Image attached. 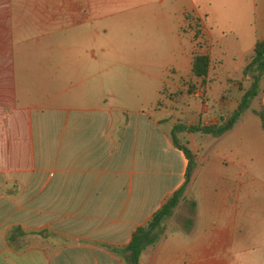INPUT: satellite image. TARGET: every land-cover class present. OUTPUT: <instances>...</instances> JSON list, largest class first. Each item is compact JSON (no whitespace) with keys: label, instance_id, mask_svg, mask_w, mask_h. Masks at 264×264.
I'll use <instances>...</instances> for the list:
<instances>
[{"label":"crops","instance_id":"crops-1","mask_svg":"<svg viewBox=\"0 0 264 264\" xmlns=\"http://www.w3.org/2000/svg\"><path fill=\"white\" fill-rule=\"evenodd\" d=\"M263 39L264 0H0V264H127L184 180L173 135L196 166L138 264H264V77L214 142L172 133L235 108Z\"/></svg>","mask_w":264,"mask_h":264},{"label":"trees","instance_id":"trees-1","mask_svg":"<svg viewBox=\"0 0 264 264\" xmlns=\"http://www.w3.org/2000/svg\"><path fill=\"white\" fill-rule=\"evenodd\" d=\"M191 20L194 25L195 38L200 34V24L197 19L193 18ZM262 57H264V39L255 42L251 49L250 61L248 63V66H251L249 88L243 91L235 108L224 119H220L217 123H196L190 124L187 127L183 125H175L172 133L175 130L186 129L189 132H199L202 134H208L213 138H218L231 129L234 123L249 108L251 101L259 91L260 81L264 77V59L259 61ZM255 62L257 63L254 64ZM208 68L209 59L206 54L194 53L192 55L190 64V72L192 76L203 80L207 74ZM250 111L258 115L262 124H264V112L261 107L250 109ZM172 143L182 151L186 159L184 180L182 184L160 205V207L150 215L146 223L142 226L136 227L132 232L129 242L123 248L127 253V264H138V255L140 251L146 245L153 244L159 238L162 232V222L171 215L173 208L181 197L185 185L189 181L196 166L191 152L185 146L180 145L174 135L172 136Z\"/></svg>","mask_w":264,"mask_h":264},{"label":"rangeland","instance_id":"rangeland-1","mask_svg":"<svg viewBox=\"0 0 264 264\" xmlns=\"http://www.w3.org/2000/svg\"><path fill=\"white\" fill-rule=\"evenodd\" d=\"M127 16H128V13L127 12H120L119 14H115V16H113V17H107L106 18V20H109V21H111V20H115V21H121L122 19H125V18H127ZM184 28H187V27H184ZM109 37L111 36L110 34L108 35ZM126 46H127V44H125ZM194 52H195V49H194ZM196 53V52H195ZM229 53V52H228ZM122 61H129V58H128V55L126 54V56H125V58L124 59H122ZM223 64L225 65V67H227V68H229V67H232L234 64H236V65H238V63L240 62V60L239 59H232L231 58V56H230V54H227L224 58H223ZM236 73V72H235ZM222 80L224 81V79L222 78ZM162 93V92H161ZM213 94V93H212ZM213 96H215V94H213ZM186 97V95H184L183 96V98H185ZM167 97H166V94H164V93H162L161 94V96H160V98L158 99V100H156L153 104H152V106H155L156 104H157V102H158V104L160 103V102H162V101H164L165 99H166ZM213 98H215V97H213ZM196 99V102H199V98H195ZM189 115V114H188ZM188 115H186L185 116V119L188 117ZM248 118L250 119V120H252V121H257L258 119H256V117L255 116H253L252 114H249L248 115ZM250 120H247L246 122H247V127L249 128V129H251L252 131H253V127L251 126L250 127V125H251V123L252 122H250ZM250 122V123H249ZM192 123H197L196 122V120H194V122H192ZM254 132V131H253ZM175 133V132H174ZM249 136H250V138H248V140H249V146L250 147H253V148H255L256 147V143H257V141H256V139L254 138V136H253V134H249ZM191 139L194 141V143H200L201 141H203V140H211L212 142H214L216 139H213L212 137H208V136H205L204 134H200V133H194L192 136H191ZM185 140H186V142L187 141H189V138L188 137H186L185 138ZM224 138H221L220 139V141H218V143H217V146H224Z\"/></svg>","mask_w":264,"mask_h":264},{"label":"water","instance_id":"water-1","mask_svg":"<svg viewBox=\"0 0 264 264\" xmlns=\"http://www.w3.org/2000/svg\"><path fill=\"white\" fill-rule=\"evenodd\" d=\"M264 59V57H262L259 61H261V60H263ZM258 62V61H257ZM257 62H255L254 64H256ZM250 69H251V66L249 67V69H248V76L250 77ZM262 132L264 133V127H263V130H262Z\"/></svg>","mask_w":264,"mask_h":264}]
</instances>
